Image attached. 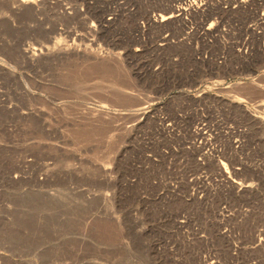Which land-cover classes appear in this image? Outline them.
Segmentation results:
<instances>
[{"label":"rangeland","instance_id":"1","mask_svg":"<svg viewBox=\"0 0 264 264\" xmlns=\"http://www.w3.org/2000/svg\"><path fill=\"white\" fill-rule=\"evenodd\" d=\"M184 2L0 0V264H264V1Z\"/></svg>","mask_w":264,"mask_h":264},{"label":"built area","instance_id":"2","mask_svg":"<svg viewBox=\"0 0 264 264\" xmlns=\"http://www.w3.org/2000/svg\"><path fill=\"white\" fill-rule=\"evenodd\" d=\"M209 1L210 0H185L184 5L181 7L184 8V11L198 10L201 9V7L207 5ZM217 1L221 3H229L231 0H217ZM259 1H264V0H259Z\"/></svg>","mask_w":264,"mask_h":264},{"label":"bare ground","instance_id":"3","mask_svg":"<svg viewBox=\"0 0 264 264\" xmlns=\"http://www.w3.org/2000/svg\"><path fill=\"white\" fill-rule=\"evenodd\" d=\"M12 2L14 1V0H11ZM16 2H19L20 4H22V3H24V2H26L27 0H15ZM26 5V4H25ZM25 5H23L22 4V6H24L25 7ZM184 10V8L183 7H181V8H179L177 11L178 12H184L183 11ZM179 13H176V11L175 10H171V12H169L168 14H161L160 15V17H161V19H160V21H164V20H168V19H171V18H174V17H176L177 15H178ZM46 47H48V46H46ZM34 50H35V48H34ZM40 50H42V49H40ZM31 52V51H30ZM34 52V51H33ZM42 52V51H41ZM36 53V52H35ZM34 54V53H33ZM34 56H36V54H34Z\"/></svg>","mask_w":264,"mask_h":264}]
</instances>
